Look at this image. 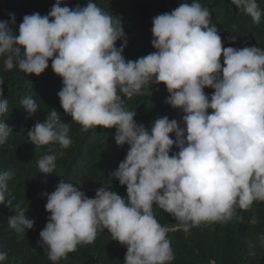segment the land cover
Masks as SVG:
<instances>
[{
  "label": "clouds",
  "instance_id": "clouds-1",
  "mask_svg": "<svg viewBox=\"0 0 264 264\" xmlns=\"http://www.w3.org/2000/svg\"><path fill=\"white\" fill-rule=\"evenodd\" d=\"M229 1L245 18L237 28L219 32L198 0L181 3L153 18L155 51L134 61L123 56L127 38L121 19L93 0L75 8L56 0L46 15H25L18 33L14 15L0 21L5 70L18 66L40 76L51 61L62 80L57 95L64 114L84 131L115 128L117 145L129 146L112 174L126 186L127 199L104 187L89 198L60 180L50 194L43 191L42 212L27 211L48 217L38 243L54 264L105 230L126 246L124 264H170L174 254L167 232H187L201 223L200 228L218 230L249 220L254 251L264 244V0ZM205 88L214 91L209 96ZM133 95L145 103L165 100L183 112L182 120L158 117L149 131L125 106L122 97ZM3 97L0 87V117L9 110ZM21 104L29 114L37 111L30 96ZM60 116L51 109L43 123L37 121L27 133L31 143L67 149L70 124ZM4 121L0 144L12 133ZM56 159V154L40 158L39 173H54ZM12 176L0 173V204L12 203L6 198ZM154 204L179 223L170 230L162 226L159 214L169 216L154 214ZM11 209L15 214H6L11 228L19 234L33 229L35 220L20 203ZM6 259L7 252H0V264ZM204 259L190 264H206Z\"/></svg>",
  "mask_w": 264,
  "mask_h": 264
},
{
  "label": "trees",
  "instance_id": "trees-1",
  "mask_svg": "<svg viewBox=\"0 0 264 264\" xmlns=\"http://www.w3.org/2000/svg\"><path fill=\"white\" fill-rule=\"evenodd\" d=\"M93 2L104 11L121 19L127 38V47L123 56L126 60L134 61V56H145L155 51L151 46L153 18L166 12L170 13L181 3L190 4L192 0H93ZM198 2L202 7L210 10V26H216L219 32L222 29L230 31L237 28L245 20L237 12L238 8L232 7L229 0H198ZM55 3L56 0H0V21H7L10 14L14 15V31L18 33L19 25L25 15L33 13L46 15ZM86 4L87 0H62L61 6L75 8L77 5L83 7ZM121 43L117 41L116 47L119 48ZM0 79L4 82L3 86H0L3 88V98L7 99L9 107L5 115L0 117V121L5 120V124L12 131L7 141L0 144V173L5 171L13 173L12 179L8 181L6 194V198L12 203L9 206L7 201L0 204V252H7V259L2 264H54L48 256L46 258L38 243L40 231L45 227L48 217L44 214V217L38 218L36 214L27 211L31 209L35 213L42 212L43 191L47 189V193L50 194L60 180L72 182L89 198L94 197L96 191L104 187L127 199L126 186H121L114 177L107 176L111 170H117L120 163L118 161L126 157L129 146L117 145L115 128L109 130L97 127L84 131L81 125L64 114L57 95L62 88V80L53 72L51 61L49 67L40 76H29L21 72L18 66L5 70L4 57H0ZM146 88L147 86L139 94L145 93ZM204 91L210 96L214 90L205 88ZM168 95L169 93L166 92L165 100ZM28 96L38 105L37 111L33 114L26 112L21 104L22 98ZM122 98L128 110H135V121L143 124L149 131L152 122L158 117L167 116L170 120L176 119L179 123L184 115L181 110L173 109L166 104L165 100L159 104V102H141L134 95L130 98ZM51 109L60 113L61 121L70 124L68 135L72 144L67 149L62 148L58 143L35 146L27 134L37 121L44 122ZM172 138L175 139L174 135ZM172 152H177L175 147ZM50 154L57 156L54 173L47 175L39 173L37 161ZM17 203L21 204L28 219L35 220L33 229L28 230L26 234L17 233L8 224L6 214L13 216L15 213L11 208ZM153 213H165L169 216L159 214L163 220L158 222L162 226L173 227L179 223L155 204ZM248 222L249 220L243 225L218 230L200 228L204 225L201 223L187 232L182 229L169 232L167 239L170 241L175 260L180 256V262L174 263L173 259L170 264H182L181 260L190 264L201 257L205 258L206 264L212 259L216 260L217 264H264V255L260 257L264 252V244L254 251L255 242L252 236L254 230L246 226ZM115 243L116 241L112 240L105 230L98 233L92 243L79 245L80 247L75 251L68 253L66 258L55 264H124L127 248L120 243L119 247H115ZM93 244L103 246L100 253L105 248L107 250L101 253L97 261L94 260ZM226 252H229V255Z\"/></svg>",
  "mask_w": 264,
  "mask_h": 264
},
{
  "label": "bare ground",
  "instance_id": "bare-ground-1",
  "mask_svg": "<svg viewBox=\"0 0 264 264\" xmlns=\"http://www.w3.org/2000/svg\"><path fill=\"white\" fill-rule=\"evenodd\" d=\"M205 4V3H204ZM209 5V4H208ZM213 17V16H212ZM115 172V170H111L109 173H108V176L107 177H113V173ZM70 183H72V182H70ZM93 183V182H92ZM73 184V183H72ZM43 217H44V215H43ZM165 227H167L168 225H164ZM169 230H170V228H171V226H169V227H167ZM249 232V231H248ZM167 234H169V232H167ZM249 236V235H248ZM251 236V235H250ZM219 237V236H218ZM215 238H217V237H215ZM251 240V239H250ZM253 241H254V239H253ZM219 243V242H218ZM224 244V243H223ZM206 245V244H205ZM227 245V244H226ZM225 245V246H226ZM115 247H119V242L118 241H116V243H115ZM215 247H216V245H215ZM220 247V246H219ZM234 247V246H233ZM247 247V246H246ZM93 248H94V256H96L98 259L97 260H99V256L101 257V253L103 252V251H105L106 250V248L100 253V251H101V249L103 248V246L102 245H100V244H93ZM239 248H241V246L239 247ZM194 249H196V248H194ZM221 249V248H220ZM228 249V248H227ZM234 249V248H233ZM214 250V249H213ZM212 249H211V251H213ZM215 250H216V248H215ZM241 250H242V248H241ZM244 250V249H243ZM107 251V250H106ZM209 251V250H208ZM218 251V250H217ZM223 251H224V249H223ZM230 252H232V250H229ZM234 251V250H233ZM238 251H240V250H238ZM245 251V250H244ZM215 252V251H214ZM235 252V251H234ZM242 252V251H241ZM220 253H223V252H220ZM229 253V252H228ZM227 252H226V254H228ZM243 253V252H242ZM212 254H213V252H212ZM233 254V253H232ZM231 254V255H232ZM229 255V254H228ZM243 255H245V254H243ZM210 256V255H209ZM226 256V255H225ZM233 256V255H232ZM212 257V256H211ZM234 257V256H233ZM246 257V256H245ZM245 257H243V258H245ZM215 258H217V257H215ZM223 258V257H222ZM235 258V257H234ZM256 258V257H255ZM229 259V258H228ZM233 259V258H232ZM224 260V259H223ZM246 260V259H245ZM244 260V261H245ZM180 262V256H178V257H176V260H175V255H174V263L175 262ZM182 262V264H188V262H186V261H183V260H181ZM243 262V261H242ZM241 262V263H242ZM257 262V261H256ZM231 263V262H230ZM111 264V263H110ZM244 264H246V263H244Z\"/></svg>",
  "mask_w": 264,
  "mask_h": 264
}]
</instances>
